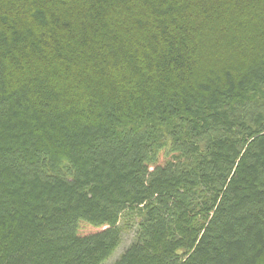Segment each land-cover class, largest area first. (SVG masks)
I'll use <instances>...</instances> for the list:
<instances>
[{"label": "trees", "instance_id": "16d2710c", "mask_svg": "<svg viewBox=\"0 0 264 264\" xmlns=\"http://www.w3.org/2000/svg\"><path fill=\"white\" fill-rule=\"evenodd\" d=\"M264 264V0H0V264Z\"/></svg>", "mask_w": 264, "mask_h": 264}, {"label": "rangeland", "instance_id": "374dc122", "mask_svg": "<svg viewBox=\"0 0 264 264\" xmlns=\"http://www.w3.org/2000/svg\"><path fill=\"white\" fill-rule=\"evenodd\" d=\"M133 240V233L131 231H125L122 234V241L119 249L114 253V255L109 259L110 261L107 262V264L112 263L121 253L122 251L131 243Z\"/></svg>", "mask_w": 264, "mask_h": 264}]
</instances>
